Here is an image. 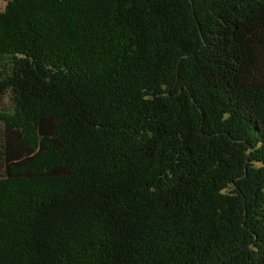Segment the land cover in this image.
Listing matches in <instances>:
<instances>
[{"label":"trees","instance_id":"1","mask_svg":"<svg viewBox=\"0 0 264 264\" xmlns=\"http://www.w3.org/2000/svg\"><path fill=\"white\" fill-rule=\"evenodd\" d=\"M0 264H264V0H8Z\"/></svg>","mask_w":264,"mask_h":264},{"label":"rangeland","instance_id":"2","mask_svg":"<svg viewBox=\"0 0 264 264\" xmlns=\"http://www.w3.org/2000/svg\"><path fill=\"white\" fill-rule=\"evenodd\" d=\"M8 0H0V10H3Z\"/></svg>","mask_w":264,"mask_h":264}]
</instances>
